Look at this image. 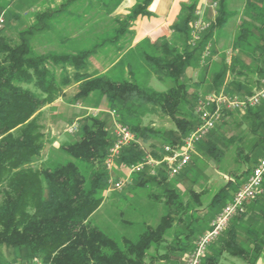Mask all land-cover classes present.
<instances>
[{"label":"trees","instance_id":"16d2710c","mask_svg":"<svg viewBox=\"0 0 264 264\" xmlns=\"http://www.w3.org/2000/svg\"><path fill=\"white\" fill-rule=\"evenodd\" d=\"M121 1L100 2L105 6L118 5ZM151 1L138 0L123 19H117L114 35L91 48L39 54L32 45L31 29L42 28V24L19 31L15 40L0 30V264L33 259L41 264H156L160 259L167 264H184V258L194 250L201 235L195 225H202V217H207L205 223H209L210 217L218 208L219 212L222 210L264 157V106L235 110L237 114L244 113L238 122L242 133L220 140L224 145L236 144L235 161L241 169L232 173L231 180L235 182H225L207 205V211L194 218L192 213L200 205L199 194L189 190L191 200H180L166 181V169L158 167L152 175L148 171L133 174L136 188L153 183L163 185L166 212L154 226L144 223L137 239L122 237V246L89 220L104 200L102 192L107 189L110 176L104 161L113 136L105 120L92 116L80 122V136L61 146L70 160L39 169L28 166L44 147L39 112L62 96L72 83L77 86L75 99H84L92 92L103 95L110 109L119 115L118 121L129 127L137 140L149 143L159 138L175 145L198 123L194 106L202 83L214 92L223 89L229 95H249L253 90L241 78L255 74L257 83L264 78V0L245 1L249 21L239 22L230 53H223L218 61L212 57L215 33L229 16L225 0H217L214 22L195 44H192L191 26L200 6L196 0L183 5L171 26V35L148 42L149 49L140 50L149 74L167 86L164 91H156L134 79L114 80L104 73H88V60L97 48L106 42L116 43L139 16L150 15ZM50 15L38 14V22ZM207 44L210 55L202 60ZM138 45L142 48L143 44ZM53 67H59V72ZM69 67L72 71H68ZM127 67L131 75L132 65ZM188 69L196 72L199 80L188 78ZM154 110L169 116L175 128L162 134L154 127L143 125L142 117ZM235 111L226 112L206 137L217 135L226 118L234 116ZM206 145L207 153L219 161L223 151L214 142L208 141ZM149 146L150 155L162 157L163 148L152 142ZM145 154L139 142L133 143L122 150L119 162L129 168ZM192 203L195 206L191 207ZM245 208L228 222L218 241L207 247L198 264H220L225 253L242 259L245 264H254L264 246V195L252 199ZM175 221L181 222L183 229H177L174 240L167 243L164 237ZM162 248L166 251L162 252ZM3 249L6 257L2 255Z\"/></svg>","mask_w":264,"mask_h":264},{"label":"rangeland","instance_id":"374dc122","mask_svg":"<svg viewBox=\"0 0 264 264\" xmlns=\"http://www.w3.org/2000/svg\"><path fill=\"white\" fill-rule=\"evenodd\" d=\"M100 1L0 0V7H2L0 15L2 14L4 17V27L1 33L15 40L19 31L29 30L33 25L39 26L42 24V28L31 29V34H33L32 45L34 51L39 54L47 51L56 53L91 48L103 39L112 37L118 25L117 19H123L132 7V3L127 0L118 5L109 3L105 6ZM43 12L51 15L38 22L37 15ZM135 23L136 20L131 25L130 31L116 43L106 42L99 46L89 58L86 71L94 75L104 73L114 80L134 79L156 91H164L167 86L154 75L149 74L142 56L138 57L137 55V52H141L140 50L149 49L148 42L142 43V48L139 47V43L131 46L135 36L133 29ZM128 64L132 65L131 75L128 72ZM53 69L57 73L59 72V67H53ZM67 69L72 71L70 67ZM192 72L187 71V77L199 80L198 76L193 75ZM189 89L193 90L192 87ZM65 91L58 104H51L50 107L39 112V124L43 132L42 142L44 147L35 160L28 165L29 167L39 169L55 162H66L71 159L61 151V146L74 141L80 136V130L74 134H70L65 130L66 126L74 119H77L80 123L87 117H100L106 121V128L111 137L113 136V122L119 119V115L116 112L115 115L111 114L112 110L103 95L92 92L84 99H75L77 86L73 83L67 86ZM210 93H214V91L210 89L209 85L202 83L198 87L196 96L200 98ZM263 106L264 103L256 106L255 109L263 108ZM233 114L234 116L229 115L230 117L226 118L224 127L219 130L217 135L205 137L195 148L192 160L184 172L174 177L168 175L166 179L183 202L191 200L189 190L199 194L200 205L196 206L192 213L194 218L207 211L206 207L215 196L214 194L225 182L232 181L233 172L241 169L235 161L234 150L236 144L226 142V145H224L220 141L222 137H236L242 133V127L238 122L241 121L244 113L237 114L235 111ZM141 123L154 127L162 134L175 128L170 117L157 110L150 111L149 114L143 116ZM138 141L149 155L151 142L159 149L167 144V141L159 138H153L149 143L139 139ZM208 141L216 143L217 147L223 151L224 154L219 161H216L207 153L206 144ZM128 171V167L118 161L117 169L113 170L112 174L114 177L119 178L124 177ZM134 185L129 183L122 190L110 189V191H103L102 197L104 200L102 204L89 218L93 225L98 226L113 237L119 242L120 246H122V237H128L131 240L137 239L144 229V223L154 226L166 212L163 185L153 183L139 188ZM192 204L191 207L195 206V204ZM219 210L218 208L215 215L210 217L209 224L219 213ZM202 219L204 222L201 223L200 227L196 224V229L206 228L208 223H205V221L208 218L202 217ZM172 225L164 237L167 243L172 242L175 231L177 229L182 230L184 226L181 222L176 221ZM165 251L163 249L162 252ZM151 253L153 254V251ZM2 255L6 257V249L2 250ZM155 263L167 264L163 262V259L156 260ZM220 264H245V262L225 253L220 259Z\"/></svg>","mask_w":264,"mask_h":264},{"label":"built area","instance_id":"2783aa9c","mask_svg":"<svg viewBox=\"0 0 264 264\" xmlns=\"http://www.w3.org/2000/svg\"><path fill=\"white\" fill-rule=\"evenodd\" d=\"M212 9V15L205 17L204 6L201 5L196 11V19L192 22L191 38L192 44H195L201 37L202 32L207 30L215 20L217 2L212 1L209 4ZM4 27V17L0 15V30ZM210 55V44H207L202 60ZM264 101V78L261 80L259 88L253 90L249 95H229L223 89L219 92L207 94L198 98L194 106L198 123L192 131L181 138L180 144H165L162 150V157L156 158L153 155L145 154V157L138 163L128 168V173L124 177H114L112 172L117 169L122 150L133 143L139 142L129 127L121 124L118 120L113 122V138L106 154L104 166L109 171L110 176L105 191L122 190L131 182L133 174L148 171L150 175L156 174L158 167L166 169L170 177L181 173L194 155L196 144L208 135V133L217 125L222 116L228 111H246L250 107H255ZM111 114L115 115L112 110ZM79 121L72 120L66 129L68 133L74 134L79 131ZM251 170L246 182L233 193V197L222 207V210L212 219L210 229L199 235L191 254L184 258V264H198L200 258L204 256L207 247L225 231L228 222L235 216L245 211V205L252 199L264 195V157L261 158ZM11 264H41L38 259L27 262H14Z\"/></svg>","mask_w":264,"mask_h":264},{"label":"crops","instance_id":"0c3cea01","mask_svg":"<svg viewBox=\"0 0 264 264\" xmlns=\"http://www.w3.org/2000/svg\"><path fill=\"white\" fill-rule=\"evenodd\" d=\"M132 3V6L137 2V0H127ZM194 0H152L148 6V11L150 15L148 16H139L136 19V23L133 26L134 29V39L131 46H134L138 43L145 42H155L160 37H169L172 33L171 26L177 19V16L180 12V9L183 5L189 4ZM197 6H204L205 9V17L209 18L212 15V9L209 4L212 1L217 0H196ZM245 1L246 0H225V8L229 14L227 22L222 26V28L215 33L216 41L214 43L215 53L213 54L212 60L218 61L220 55L223 53H230L231 43L233 41V37L236 31V27L242 19L249 21V18L245 14ZM124 0L121 1L123 3ZM124 54V53H123ZM122 54V55H123ZM138 57H141V52H137ZM229 59V55H227V60ZM187 71L192 72L191 69ZM193 75H196V72ZM195 80V79H194ZM241 82L245 84V86L251 88V90H255L259 87L260 82H256L257 77L255 74H250L247 79L241 78ZM262 79L260 78V81ZM76 85L75 83H73ZM66 88L64 89L63 95L58 97L51 104H58L63 98ZM46 106L42 109H45ZM41 109V110H42ZM130 183H133L131 180ZM244 184V183H243ZM210 227V224L206 226V228L200 229L199 234L204 233ZM254 264H264V246L263 252L256 259Z\"/></svg>","mask_w":264,"mask_h":264}]
</instances>
